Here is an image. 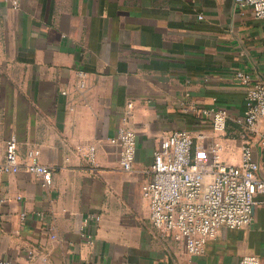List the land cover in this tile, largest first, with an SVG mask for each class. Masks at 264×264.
Returning a JSON list of instances; mask_svg holds the SVG:
<instances>
[{
	"label": "crops",
	"instance_id": "crops-1",
	"mask_svg": "<svg viewBox=\"0 0 264 264\" xmlns=\"http://www.w3.org/2000/svg\"><path fill=\"white\" fill-rule=\"evenodd\" d=\"M239 70L264 83V21L236 0H0V164L15 138L21 165L0 169V264H264V194L249 227H221L194 255L153 225L142 191L176 129L202 165L215 140L241 161ZM194 105L226 108L227 133ZM124 123L131 170L110 141ZM92 144L96 165L77 148ZM37 157L55 167L47 186L25 165Z\"/></svg>",
	"mask_w": 264,
	"mask_h": 264
},
{
	"label": "built area",
	"instance_id": "built-area-1",
	"mask_svg": "<svg viewBox=\"0 0 264 264\" xmlns=\"http://www.w3.org/2000/svg\"><path fill=\"white\" fill-rule=\"evenodd\" d=\"M236 2L241 8H250L257 19L264 21V0ZM235 79L247 88L245 110L235 119L242 138L241 161L225 162L221 157L223 144L215 140L211 146L212 161L202 165L197 155H193L195 136L188 129H176L164 136L155 149L151 178L142 187L150 203L153 225L164 235L183 241L187 251L194 255L203 253L206 243L218 235L221 227H249L254 219L257 196L264 194V163L256 158L254 149L256 144L264 149V132L260 129L264 119V83L241 70L235 73ZM192 109L203 123L227 133L230 113L226 108L194 105ZM124 121L127 122L126 118ZM110 141L121 146V165L131 170L137 151L134 129L124 123ZM77 148L86 152L92 165L97 164L94 144ZM25 165L45 186L55 172L54 166L40 162L38 157ZM20 168L17 141L11 138L7 143L6 161L0 164V169L18 171ZM22 215L25 217L26 213ZM242 262L259 264L260 259L245 255Z\"/></svg>",
	"mask_w": 264,
	"mask_h": 264
}]
</instances>
